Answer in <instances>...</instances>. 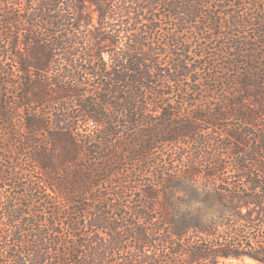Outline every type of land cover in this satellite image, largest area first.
Instances as JSON below:
<instances>
[{
  "label": "trees",
  "instance_id": "1",
  "mask_svg": "<svg viewBox=\"0 0 264 264\" xmlns=\"http://www.w3.org/2000/svg\"><path fill=\"white\" fill-rule=\"evenodd\" d=\"M220 4L0 0V264H264V63H202Z\"/></svg>",
  "mask_w": 264,
  "mask_h": 264
},
{
  "label": "rangeland",
  "instance_id": "2",
  "mask_svg": "<svg viewBox=\"0 0 264 264\" xmlns=\"http://www.w3.org/2000/svg\"><path fill=\"white\" fill-rule=\"evenodd\" d=\"M259 2L262 3L263 0H243L242 2H239L237 0H222V5L219 8V11H222L225 15H227L226 19H222L221 22L223 23V26L221 29H218L215 31V41L212 42V40H206L204 39L205 37L200 33L197 35L196 33H193L194 36H198L196 38V41H198V46L196 47V51L201 55V58L204 57L202 60V63H205V65H208V68L214 69L213 74L218 75L219 77H229L228 83L232 86H235V76L236 74L232 72L233 69V64L235 63V59L232 58L231 56H223V51L226 52H232V49H230V46H226V42H230L232 40H228L229 35L230 39L234 37V41H240V42H246V40H250L249 43H252L249 45L251 48L248 46H245V48H249L247 51L245 50V55H249L248 59L244 60V64H249L253 67H259L261 63H264V42H262V39H258L257 37L260 35L259 32L264 30L263 27H250L251 23L256 24L257 26H261L262 20L264 19H252L253 17L261 16L264 17V5L262 4L260 6L261 9L259 8ZM218 7V4H217ZM263 11V12H262ZM167 19H172V17H169ZM220 20V19H218ZM237 21H242L241 23L243 24L248 22L247 26H244V29L241 30V33L236 32L237 30H234L233 28H230V24L234 25ZM93 24L95 27H99V18L97 15H95L92 19ZM168 23H170L168 21ZM230 23V24H228ZM201 26V25H199ZM169 27V26H168ZM257 33V36H256ZM72 34L78 35L80 37L82 33L78 30L72 31ZM200 36V37H199ZM210 38H213L214 35L210 34ZM221 38V39H220ZM264 39V37H262ZM260 57V59H258ZM105 59H109V55H105ZM203 72L199 77H203ZM197 85H194L193 88H195ZM232 86V87H233ZM13 97V96H10ZM214 98L217 99H222V96L215 95L214 97L212 94H210V97L206 94L203 93L200 95V97H197V101L194 102L193 108H203L208 104H204V102L208 99L214 101ZM91 124V123H90ZM258 129L253 128V127H248L247 131L255 133ZM223 158V156H222ZM227 164L232 165L233 163L230 162L231 160L226 159L225 160ZM196 206V207H195ZM193 207L195 211H198V209L201 211H207V212H215L218 210H221L222 208L220 206H213L211 204H200V205H195ZM259 207H255L254 205L250 206V209H248V212L250 211H257ZM247 209H243V213H246ZM225 264H259L253 259L249 257H239L237 259H225L223 260Z\"/></svg>",
  "mask_w": 264,
  "mask_h": 264
}]
</instances>
